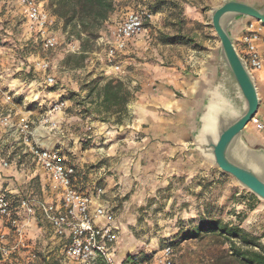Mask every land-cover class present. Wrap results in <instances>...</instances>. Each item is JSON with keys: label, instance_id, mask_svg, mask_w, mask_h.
<instances>
[{"label": "rangeland", "instance_id": "rangeland-1", "mask_svg": "<svg viewBox=\"0 0 264 264\" xmlns=\"http://www.w3.org/2000/svg\"><path fill=\"white\" fill-rule=\"evenodd\" d=\"M221 2L114 0V10L109 15L112 20L108 21L110 25L129 10L157 6L152 19L145 22V30L132 41L137 45L136 49L126 55L123 72L116 78L135 91L141 87L140 79L147 74L148 62L155 60L157 54L162 55L158 46L192 45L196 30L215 51L219 39L211 25L210 12ZM188 6L200 10V20L185 17ZM44 7L51 12L48 0H45ZM56 20L59 44L54 49L45 50L30 37L18 6H0V85L7 86L8 91L11 89L13 95V102L8 105L0 93V119L8 106H15L11 117L15 110L28 115L35 137L42 130L40 136L43 139H40L53 141L54 148L66 153L72 162L76 159L80 186L94 185L95 189L103 190L102 200L114 210L121 225L118 234L120 250L115 256L118 258L121 252L123 254L116 264H121L134 253L152 254L165 242L171 243L178 264H238L226 236L206 228L208 222L216 218L239 225L259 237L264 247V200L240 186L230 174L203 159L191 148L192 142L183 150L184 159L173 165H166L162 159L147 160L146 155H141V134L133 126L135 97L129 103L130 113L124 115L121 123L112 121L114 117L108 122L101 121L90 112L96 95L92 89L103 83L107 70L111 69L107 66L104 50L96 43L98 34L108 30L107 25L104 22L97 35L85 41L70 35V27L58 17ZM81 49H87L84 57L80 56ZM20 55L28 61L39 57L50 61L55 84L49 86L45 94L33 95L32 89L35 88L19 81L25 75L40 79L38 73H42L28 74L16 69ZM59 99L65 101L62 111L49 114L56 125L41 122L49 103ZM13 139L14 135L0 123V148L7 150L5 144ZM15 150L17 148L12 149L11 158ZM159 150L163 153L162 149ZM77 159L85 161V174L81 173ZM41 181L40 176L27 179L20 194L45 198ZM35 221L37 224L31 220L27 235L36 257L31 258L28 250H21L11 264H74L64 258L63 246L57 242L48 223L38 215Z\"/></svg>", "mask_w": 264, "mask_h": 264}, {"label": "built area", "instance_id": "built-area-1", "mask_svg": "<svg viewBox=\"0 0 264 264\" xmlns=\"http://www.w3.org/2000/svg\"><path fill=\"white\" fill-rule=\"evenodd\" d=\"M44 2L45 0H0V6L18 5L30 37L43 49L49 50L59 44V37L55 29L56 16L44 7ZM152 16L153 12L148 8L129 10L113 24L105 23L108 30L98 34L96 43L104 50L107 66L112 71L123 72L121 54L129 42L145 30V22L152 19ZM235 46L252 74L260 70L264 64V24L258 19L249 18L240 38L235 41ZM18 61L25 64L27 73H43L38 87L32 89L33 95L44 92L55 84L48 59L39 57L28 61L20 55ZM6 87L0 85V93L9 105L13 102V95L10 94L11 89L8 91ZM64 106L65 101L60 99L49 103L41 122L56 125L55 119H51L49 114L62 111ZM11 112L12 108L8 106L0 123L14 135L15 148L44 171L49 179V196L44 198L20 193L14 196L7 191L0 192V264H11L21 250H28L31 258L36 257L27 230L31 220L37 215L50 225L52 232L60 240L65 259L74 264H97L99 259L106 264H114L120 226L114 211L101 198L103 190L97 188L91 194L79 189L75 182V165L69 163L56 148L42 146L37 141L28 115L13 121ZM248 126L263 130L264 117L255 113L247 123L246 127ZM4 149L0 148V164L7 167L13 158L10 157L11 152ZM135 264L178 263L172 246L165 242L158 251L152 254L150 252L148 257L137 260Z\"/></svg>", "mask_w": 264, "mask_h": 264}, {"label": "crops", "instance_id": "crops-1", "mask_svg": "<svg viewBox=\"0 0 264 264\" xmlns=\"http://www.w3.org/2000/svg\"><path fill=\"white\" fill-rule=\"evenodd\" d=\"M184 14L185 17L192 19V21L200 20L202 16L200 10L194 6L186 7ZM248 19L240 22L234 28L233 35L235 41L240 38L244 24ZM109 20H112L110 16L105 23ZM196 32L194 37L195 40L191 43L192 45L165 44L163 46H158V50L162 52V55L157 54L155 60L148 62L147 74L139 81L141 87L137 88L135 91L133 90V97L128 102L129 104L135 97L134 106L136 108L133 109V112H135L133 126L141 134V140L139 141L141 149L139 152L141 155H146L145 157L147 160H151V158L153 160L162 159L165 161L166 165H173L175 162L178 163L180 160L184 159L183 150L192 142L191 128L195 109L201 98L202 90L213 77L215 59L212 46H210L206 40H202L201 37L198 36L200 31L196 30ZM134 39L129 42L127 48L120 56L122 68L124 66V60L127 59L126 55L130 51L132 52L136 49L137 45H134L132 42ZM15 66L16 69L26 73V66L21 61L17 60ZM107 72L106 78L117 77L119 74L112 71V69L107 70ZM38 74L40 79H30L29 75H25V77L22 80L19 79V81H24L27 83L25 85L31 88L38 87V82L43 78L42 73ZM253 76L259 96L257 112L261 117H264V64L260 70L254 72ZM128 104L127 114L130 113L128 109L130 108V104ZM12 108L16 107L14 106ZM15 111L12 117L13 121H17L19 117L23 115L22 112H19L20 110ZM252 128V126L246 127V134L256 138L264 144V129L256 131V129ZM40 131L42 132V130H39L37 133V140L39 143L46 147H56L53 141L42 140L43 138L42 135L40 136ZM14 144V139L5 144L8 152H12V149L15 148ZM159 149H162L163 153H159ZM62 154L69 163L76 167L77 173L75 182L77 187L94 194V185L89 187H82L79 185L80 183L78 181L81 179V176L78 175L79 169L75 162L76 159L72 162L67 157L66 153ZM13 155L14 160H11L9 166L4 167L0 164V192L7 191L10 195H17L21 192L23 184H25L27 179L30 180L31 178L40 176L42 187L43 189L45 187L46 197H48L49 179L44 171L30 161V159H27V155L20 153L19 150H15ZM77 160L81 167L80 170H82L81 173L85 174V161L81 159ZM25 176L27 178L26 180H24ZM33 223L37 224L35 219H33ZM118 224L121 228L119 222ZM30 226L31 222L29 224V227ZM57 242L59 245L61 244L58 238ZM118 245L117 239V249ZM119 250L120 249L117 251ZM120 255L121 254L118 256L119 259Z\"/></svg>", "mask_w": 264, "mask_h": 264}, {"label": "water", "instance_id": "water-1", "mask_svg": "<svg viewBox=\"0 0 264 264\" xmlns=\"http://www.w3.org/2000/svg\"><path fill=\"white\" fill-rule=\"evenodd\" d=\"M248 18L264 24V0H222L211 8L210 22L219 45L213 77L195 109L191 148L264 200V144L245 131L258 111L259 96L233 35L234 28Z\"/></svg>", "mask_w": 264, "mask_h": 264}, {"label": "trees", "instance_id": "trees-1", "mask_svg": "<svg viewBox=\"0 0 264 264\" xmlns=\"http://www.w3.org/2000/svg\"><path fill=\"white\" fill-rule=\"evenodd\" d=\"M51 13L69 26V34L76 35L85 41L94 38L102 24L114 10V0H48ZM151 12L157 6L148 7ZM85 45V44H84ZM87 49H81L80 56L84 57ZM68 62V58L66 59ZM93 112L101 121L121 123L127 114V104L133 97V90L119 78L108 77L103 83L95 85L92 92ZM207 230L218 231L230 242L231 251L238 264H264V247L259 237L245 231L239 225L224 222L218 218L212 219L206 225ZM171 245L170 242H167ZM257 248V249H255ZM150 253H134L126 257L121 264H135L137 260L145 259ZM97 264H106L99 259Z\"/></svg>", "mask_w": 264, "mask_h": 264}, {"label": "bare ground", "instance_id": "bare-ground-1", "mask_svg": "<svg viewBox=\"0 0 264 264\" xmlns=\"http://www.w3.org/2000/svg\"><path fill=\"white\" fill-rule=\"evenodd\" d=\"M39 129V128H38ZM123 254V252H121V255ZM121 258V257H120ZM116 260L118 261V260H120L119 258H115L114 257V263L116 264Z\"/></svg>", "mask_w": 264, "mask_h": 264}]
</instances>
